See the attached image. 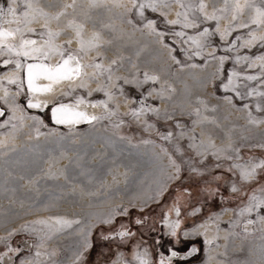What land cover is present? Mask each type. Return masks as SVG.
<instances>
[{
  "label": "rangeland",
  "instance_id": "obj_1",
  "mask_svg": "<svg viewBox=\"0 0 264 264\" xmlns=\"http://www.w3.org/2000/svg\"><path fill=\"white\" fill-rule=\"evenodd\" d=\"M237 2L0 0V29H20L8 44L35 40L54 67L75 56L93 89L42 97L15 64L38 61L0 50V264H264V0ZM72 103L97 119L55 123L53 109Z\"/></svg>",
  "mask_w": 264,
  "mask_h": 264
},
{
  "label": "snow or ice",
  "instance_id": "obj_2",
  "mask_svg": "<svg viewBox=\"0 0 264 264\" xmlns=\"http://www.w3.org/2000/svg\"><path fill=\"white\" fill-rule=\"evenodd\" d=\"M16 0H12V4H15ZM25 7L29 10L32 9V4L30 2H26ZM145 8H151L152 11L157 10V4L155 2H150V3H145V4H140L139 9H140V14L143 15V11ZM201 10H203L204 5H200ZM8 13H11L13 17V21H17V16H16V9L12 6H9L7 9ZM4 13V8L3 6H0V16ZM261 16H264V12L259 13ZM25 18L29 17V11H25L22 14ZM46 15V14H45ZM179 15V14H178ZM56 19H59L57 16ZM209 19H215V17H209ZM262 21L260 20H254L253 23H260ZM154 21H149L148 22V27L154 28ZM168 23L171 24H178L180 23L179 20L176 21H169ZM185 28L189 27H195L194 24H189L185 23L183 25ZM20 29H16L15 31L11 30H3L0 29V50H3L4 48H7L9 52H15L17 56H24L26 58H33L37 60L38 62L36 63H27V64H22L19 60L15 61L16 68L19 69H26V75H27V86L28 89L32 92H45L50 90L51 85L47 87H41L39 86L36 81L44 78L47 79L51 82H58L63 79H73L74 77H78L81 74V65L79 64V61H76L75 66H73L72 61L76 60V57L73 55H69L67 59H63L62 62L55 67H52L48 64L43 63L44 59L48 58V53L44 52L41 48L35 47L36 41L35 40H27L24 39L20 43V49L17 50L15 45L8 44L7 41L14 37L16 32H19ZM29 31H32V29H29ZM208 30L205 29L201 35H207ZM57 35L53 33H49V37L51 40V36ZM158 35L163 36L164 33H158ZM173 35H176L178 37H184L185 33L184 32H175ZM264 39V38H262ZM49 40V43H50ZM188 40L192 41L193 43L197 44L199 46V41L195 37H188ZM83 46V42H82ZM61 56H63V53H60ZM198 54V53H197ZM220 62L221 65H223L224 61L227 59V57H220ZM244 59H247L245 57ZM257 59L264 60V56H259ZM11 61H5V64L10 63ZM115 63V61H113ZM96 68H100L101 65L97 64L95 65ZM264 67V65H262ZM237 74L235 72L232 73V77H235ZM156 77H149L147 74H145V80L144 82L147 83L148 80H155ZM248 80H255L257 77L255 76H248L246 77ZM10 83H16V80H10ZM126 83H131V81H126ZM233 85V79L229 78L228 82L226 84H223V88L225 90H228L231 86ZM234 90V89H233ZM152 92L150 91L148 93V96H151ZM239 95V93H237ZM261 95H264V93H261ZM83 102V101H80ZM141 104H143V101H141ZM105 107L107 105H104ZM28 107L30 108H39L40 104L39 103H31L29 102ZM143 107L141 108V111H143ZM158 111V110H155ZM134 115H138L135 111L133 112ZM4 112L3 110H0V116H3ZM53 117L55 118L56 123H79L81 120H95L97 117H88L86 113L79 112V111H74L70 106L68 105H60L59 107L53 109ZM171 133H168L165 139L171 138ZM258 167H264V162H261ZM245 177L250 175V173L245 172L244 173ZM127 233H122V235H126ZM175 235V231L172 233ZM172 255H176L175 252L172 253ZM137 259L140 260V264H148L146 260L141 259L139 256H137ZM161 264H164L163 260H161Z\"/></svg>",
  "mask_w": 264,
  "mask_h": 264
},
{
  "label": "bare ground",
  "instance_id": "obj_3",
  "mask_svg": "<svg viewBox=\"0 0 264 264\" xmlns=\"http://www.w3.org/2000/svg\"><path fill=\"white\" fill-rule=\"evenodd\" d=\"M238 0H232V3L234 4V5H236V6H239V4H238V2H237ZM240 2V1H239ZM240 4L242 5V3L240 2ZM241 5H240V7H241ZM78 37H79V44H80V46L82 47V48H84V49H88V48H90V47H93L95 44H96V41H91V40H85V39H83L82 38V36L81 35H77ZM96 37V36H95ZM93 40V39H92ZM82 42H83V46H82ZM78 43V42H77ZM76 43V44H77ZM78 45V44H77ZM97 53V52H96ZM96 53L94 52V51H90V52H88V51H86L85 52V55H86V59L89 61L90 60V58H94L93 56H95L96 55ZM57 59V56L56 57H53L52 56V61L54 60H56ZM75 63H76V61L75 60H73L72 61V64H73V66H75ZM46 64V63H45ZM103 65H106V66H108L109 64L108 63H103ZM52 67H54L53 65H52ZM91 73V71L88 69L87 71H86V75H87V77H88V75ZM112 76H114V75H112ZM87 77H85V78H87ZM85 78H83V79H80L79 78V76L78 77H74L73 79H63V80H60V81H58V82H51V81H49V80H47V79H44V78H41V79H39V80H37L36 81V83L39 85V86H41V87H47V86H49V85H51V87H50V90H48V91H45V92H36L37 94H39V95H41L42 97H46V98H48V99H50V98H53L52 97V94L54 93H59V91L61 90V88H62V90L64 89V91L65 90H68L69 89V87H74V86H79V85H82V84H87L88 85V89L90 90V92L91 91H93V89H92V85H91V81L89 80L90 78H88V79H85ZM157 78V77H156ZM103 82V81H102ZM115 80L113 79L112 81H111V88L114 86V84H115ZM97 87H99L100 88V85H98ZM109 87V88H110ZM32 92V91H31ZM34 93V92H33ZM60 95V94H59ZM32 96H33V94H32ZM35 96V95H34ZM54 96V95H53ZM50 100H52V99H50ZM64 105H68V106H70L74 111H79V112H83V113H86L87 114V116L89 117V115L91 114V113H93L92 112V110H90L89 109V107H88V105H86V104H81V103H72V104H64ZM59 107V106H58ZM57 108V107H56ZM206 108V107H205ZM196 111V110H195ZM194 114H196L195 112H194ZM197 116H196V122H199V121H205V120H208L209 121V119L211 118L209 115H208V112L206 111H204V110H202V109H198L197 110ZM54 120H55V118H54ZM82 121V120H81ZM86 121V120H85ZM84 121V122H85ZM55 123H56V121H55ZM57 124H60V125H63V126H71V125H75V123H57ZM199 124V123H198ZM196 125L197 126V128H198V126L200 125ZM228 133H230L231 134V131L230 130H228L227 131ZM232 137V136H231ZM230 144V142H228V143H225V144H223V145H229ZM223 145H213V147L214 148H216L217 150H221V152L223 153V152H225L226 151V148H224L223 147ZM234 191V190H233ZM40 221H42L43 222V220H40ZM27 223H29V221L27 222ZM246 225H249L248 223H246ZM263 225H264V221H263ZM206 240H207V242H214L215 241V233H214V231H213V229H211V228H209V229H207L206 231ZM47 243L46 244H44V245H42L41 246V250L39 249V250H37L36 251V254L38 255V256H40V257H37V258H41L43 255L42 254H44L45 253V249L47 248ZM49 247V246H48ZM42 252H44V253H42Z\"/></svg>",
  "mask_w": 264,
  "mask_h": 264
},
{
  "label": "flooded vegetation",
  "instance_id": "obj_4",
  "mask_svg": "<svg viewBox=\"0 0 264 264\" xmlns=\"http://www.w3.org/2000/svg\"><path fill=\"white\" fill-rule=\"evenodd\" d=\"M262 219H264V216H262ZM264 221V220H263ZM263 221H261L260 223H261V225L263 224ZM250 222H253V221H250ZM264 226V225H263ZM212 229V228H211ZM214 231V230H213ZM28 247V246H27ZM37 251V250H36ZM31 259V260H30ZM13 257H11L10 255H7V256H5V259H4V263H6V264H12V262H13ZM34 261H36V259L35 258H33V260H32V258H26V259H24V263L25 264H32Z\"/></svg>",
  "mask_w": 264,
  "mask_h": 264
}]
</instances>
